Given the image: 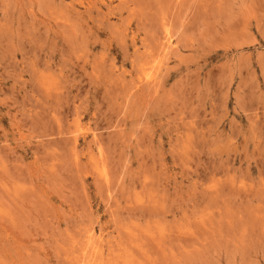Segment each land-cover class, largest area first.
Listing matches in <instances>:
<instances>
[{
	"label": "rangeland",
	"instance_id": "1",
	"mask_svg": "<svg viewBox=\"0 0 264 264\" xmlns=\"http://www.w3.org/2000/svg\"><path fill=\"white\" fill-rule=\"evenodd\" d=\"M0 264H264V0H0Z\"/></svg>",
	"mask_w": 264,
	"mask_h": 264
}]
</instances>
